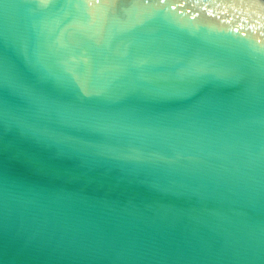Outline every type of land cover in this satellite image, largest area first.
<instances>
[{"label": "water", "instance_id": "95a60500", "mask_svg": "<svg viewBox=\"0 0 264 264\" xmlns=\"http://www.w3.org/2000/svg\"><path fill=\"white\" fill-rule=\"evenodd\" d=\"M0 264H264V0H0Z\"/></svg>", "mask_w": 264, "mask_h": 264}]
</instances>
